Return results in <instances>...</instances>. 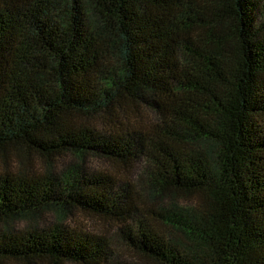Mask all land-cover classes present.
Segmentation results:
<instances>
[{"label": "trees", "instance_id": "trees-1", "mask_svg": "<svg viewBox=\"0 0 264 264\" xmlns=\"http://www.w3.org/2000/svg\"><path fill=\"white\" fill-rule=\"evenodd\" d=\"M11 150L47 168L0 174V264H125L118 249L133 264H264V0H0V156ZM66 155L143 166L160 200L51 170ZM46 211L117 234L12 230Z\"/></svg>", "mask_w": 264, "mask_h": 264}, {"label": "rangeland", "instance_id": "rangeland-1", "mask_svg": "<svg viewBox=\"0 0 264 264\" xmlns=\"http://www.w3.org/2000/svg\"><path fill=\"white\" fill-rule=\"evenodd\" d=\"M135 115V114H134ZM144 116L148 120L153 119V114L144 111ZM89 123L96 128L99 132H104L107 127L100 123L96 118L91 119ZM46 162L39 159L33 154H16L15 151H9L6 157L0 156V174L5 170L9 172H16L19 170H28L32 172L42 173L46 170ZM78 170L82 173L92 174V173H107L113 175L118 181L128 182L135 191L144 200L146 198L153 199L154 202L160 200V198H155L153 196L154 190L149 182V175H145L143 166L136 165L132 169L125 168L122 164L114 163L107 159L96 157V156H84L82 158L73 157L71 155H66L58 158L51 167L54 172H64L66 170ZM164 203L176 206H189L191 205L190 198L183 197H171L165 196ZM56 220L61 221L65 226L70 229L78 230L84 233H89L92 235H99L113 238V234H117L114 224L110 221L101 219L99 217L90 216L78 211L66 212L65 214H58L54 211H46L32 219L18 220L11 223L12 230L14 232H19L25 230L28 227L36 226L39 230L48 228ZM118 249V248H114ZM122 258L121 262L125 264H133L134 261L139 263L137 258L134 260V256L122 252L121 249L117 250Z\"/></svg>", "mask_w": 264, "mask_h": 264}]
</instances>
